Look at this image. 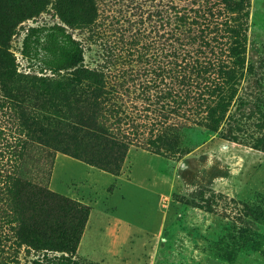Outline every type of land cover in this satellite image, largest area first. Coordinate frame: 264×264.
<instances>
[{"label":"trees","instance_id":"16d2710c","mask_svg":"<svg viewBox=\"0 0 264 264\" xmlns=\"http://www.w3.org/2000/svg\"><path fill=\"white\" fill-rule=\"evenodd\" d=\"M51 2L0 0V135L12 161L0 164V264H84L78 249L92 206L20 175L34 132L50 134L39 140L49 147L119 175L132 145L161 155L187 153L184 126L220 132L236 118L235 105L242 110L251 103L242 92L244 79L256 72L247 55L251 0L133 1L140 28L152 34L151 43H143L149 50L144 72L133 66L119 73L92 67L83 42L64 32L49 34L43 43L54 56L48 63L52 75L20 72L13 36ZM55 4L69 26H98L100 0ZM36 29L28 28L25 54ZM259 97L252 110L260 114L262 129L255 144L264 150ZM11 112L19 115L17 127ZM227 135L239 138L232 130Z\"/></svg>","mask_w":264,"mask_h":264},{"label":"rangeland","instance_id":"374dc122","mask_svg":"<svg viewBox=\"0 0 264 264\" xmlns=\"http://www.w3.org/2000/svg\"><path fill=\"white\" fill-rule=\"evenodd\" d=\"M52 1L13 36L11 50L20 72L52 75L48 63L54 56L43 43L49 34L63 32L83 42L86 63L92 67L102 65L112 73L149 67L143 43H151L152 34L140 28L131 10L135 0H100L94 29L69 26ZM249 24L248 62L256 72L244 79L242 92L251 103L242 110L235 105L236 118L220 132L187 124L181 143L189 152L175 156L132 145L121 177L98 167L90 170L82 162L69 163L64 174L56 175L66 183L68 192L63 194L87 198L91 212L94 208L78 249L84 264H264V150L255 144L262 129L260 114L252 111L255 100L264 99V0H251ZM30 26L37 29L25 54ZM11 114L6 116L17 127L19 115ZM229 130L238 140L229 138ZM49 135L38 131L28 137L29 153L20 160L19 172L58 192L53 171L57 154L63 152L39 141ZM6 151L0 135V164L8 167L12 161ZM21 258L26 263L24 252Z\"/></svg>","mask_w":264,"mask_h":264},{"label":"crops","instance_id":"0c3cea01","mask_svg":"<svg viewBox=\"0 0 264 264\" xmlns=\"http://www.w3.org/2000/svg\"><path fill=\"white\" fill-rule=\"evenodd\" d=\"M72 162H82V163L86 164V166H88V168H90V170H93V169L97 168V167H95V166H93L91 164H88V163H86V162H84L82 160H79L77 158H74V157H72V156H70L68 154L58 153L57 154V157H56L55 165H54V171H53V184L55 185V189L58 192H62V193H67L68 192L67 190H65V188H66V185L65 184L66 183L64 182L63 177H61L60 180L57 181L56 175L59 176L61 174H64L63 173L64 172V167L66 168L67 165L69 163H72ZM104 172H106V171H104ZM106 173H108V172H106ZM122 175L123 174H120V175H114L113 174V176H115V177H121ZM81 200H83L86 203L88 202V199L87 198H81ZM93 211H94V208H93ZM92 212L90 214L91 215L90 216L91 218L89 217V221L87 223V227H86L85 232H84L85 234L88 231V224H90L91 219H92Z\"/></svg>","mask_w":264,"mask_h":264},{"label":"bare ground","instance_id":"6f19581e","mask_svg":"<svg viewBox=\"0 0 264 264\" xmlns=\"http://www.w3.org/2000/svg\"><path fill=\"white\" fill-rule=\"evenodd\" d=\"M91 216V215H90ZM91 218V217H90ZM83 239H84V237H83Z\"/></svg>","mask_w":264,"mask_h":264}]
</instances>
